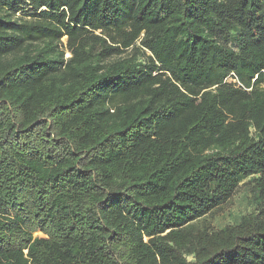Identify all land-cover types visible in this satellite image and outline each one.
Segmentation results:
<instances>
[{
  "label": "trees",
  "instance_id": "obj_1",
  "mask_svg": "<svg viewBox=\"0 0 264 264\" xmlns=\"http://www.w3.org/2000/svg\"><path fill=\"white\" fill-rule=\"evenodd\" d=\"M0 264H264V0H0Z\"/></svg>",
  "mask_w": 264,
  "mask_h": 264
},
{
  "label": "rangeland",
  "instance_id": "obj_2",
  "mask_svg": "<svg viewBox=\"0 0 264 264\" xmlns=\"http://www.w3.org/2000/svg\"><path fill=\"white\" fill-rule=\"evenodd\" d=\"M65 57L68 55L66 54ZM247 211L248 206L242 195V190L238 189L226 205L207 217V222L215 228H219L233 223L239 215Z\"/></svg>",
  "mask_w": 264,
  "mask_h": 264
},
{
  "label": "built area",
  "instance_id": "obj_3",
  "mask_svg": "<svg viewBox=\"0 0 264 264\" xmlns=\"http://www.w3.org/2000/svg\"><path fill=\"white\" fill-rule=\"evenodd\" d=\"M229 83H233V84H236L238 85L237 81L235 80L233 74H231L229 77H228V80H227Z\"/></svg>",
  "mask_w": 264,
  "mask_h": 264
}]
</instances>
